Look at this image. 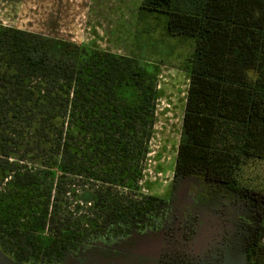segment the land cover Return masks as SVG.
<instances>
[{"label":"trees","instance_id":"16d2710c","mask_svg":"<svg viewBox=\"0 0 264 264\" xmlns=\"http://www.w3.org/2000/svg\"><path fill=\"white\" fill-rule=\"evenodd\" d=\"M141 7L195 39L174 181L198 173L233 191L253 213L246 258L264 264V193L243 182L244 167L264 161V0ZM149 77L138 58L87 46L57 54L44 34L0 22L2 251L55 264L170 223V199L141 185L159 95ZM127 86L136 101L123 98Z\"/></svg>","mask_w":264,"mask_h":264},{"label":"rangeland","instance_id":"374dc122","mask_svg":"<svg viewBox=\"0 0 264 264\" xmlns=\"http://www.w3.org/2000/svg\"><path fill=\"white\" fill-rule=\"evenodd\" d=\"M142 2L0 0V22L44 34L57 54L87 46L147 62L159 94L141 185L145 194L169 198L175 217L160 231L134 230L118 245L86 248L55 264H251L244 252L250 208L202 174L174 181L195 39L169 34L167 17ZM121 94L133 102L140 91L127 86ZM243 177L264 193V161L247 164ZM0 264L22 263L0 247Z\"/></svg>","mask_w":264,"mask_h":264}]
</instances>
